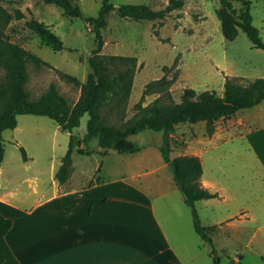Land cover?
Here are the masks:
<instances>
[{"label": "rangeland", "instance_id": "1", "mask_svg": "<svg viewBox=\"0 0 264 264\" xmlns=\"http://www.w3.org/2000/svg\"><path fill=\"white\" fill-rule=\"evenodd\" d=\"M74 1L85 16H98L102 0ZM249 1L253 24L264 41V2ZM110 2L116 9L123 4H147L161 9L168 0ZM0 5L10 13L20 9L26 15L22 20L13 19L5 28L6 35L48 63L28 62L26 89L30 98L39 99L55 84L70 105L76 103L80 86L67 81L65 75L86 83L90 72L87 59L96 47L92 28L83 18L66 16L60 7L43 0H0ZM219 5L220 0H185L183 8L155 21L123 19L116 9L108 14L102 30L101 54L138 59L131 94L125 104L107 114L108 123L123 126L137 114L138 103L146 106L160 96L170 102L166 93L143 95L150 81L173 79L170 97L180 103L189 88L196 91L190 100L205 94L222 95L227 76L237 77L242 84L264 78V50L254 47L242 30L234 40H227L216 15ZM240 5L235 4L237 8ZM31 18L50 26L63 41L64 50L54 51L29 30L25 20ZM17 120L15 129L3 132L2 186L4 190L17 186V197L28 192L29 185L52 192V186L58 184L56 173L69 149L71 134L79 140L84 138L89 115L81 118L80 126L72 133L63 131L46 116L24 114L18 115ZM130 139L142 146L139 153L112 152L103 156L98 152V139L91 140L87 145L92 151L90 156L74 152L75 170L87 172L91 180H97L103 172L106 179L119 181L120 186L143 187L148 192L157 186L168 190L162 199L155 197V206L176 246L173 264H214L212 247L196 233L192 208L174 185L171 168L158 169L163 164L159 150L162 133L146 130ZM171 143L173 158L189 156L190 149L207 148L203 153L206 176L216 183L219 196L198 200L195 206L202 223L211 227L209 234L221 264H264V101L229 119L218 120L212 134L207 133L205 122L180 124ZM20 146L26 150L28 161L24 160ZM25 177L29 181L23 183Z\"/></svg>", "mask_w": 264, "mask_h": 264}, {"label": "trees", "instance_id": "2", "mask_svg": "<svg viewBox=\"0 0 264 264\" xmlns=\"http://www.w3.org/2000/svg\"><path fill=\"white\" fill-rule=\"evenodd\" d=\"M43 1L60 7L66 16L83 18L92 28L96 47L87 59L90 72L86 83L83 84L75 77L65 75L67 81L80 86L81 89L80 97L73 105H70L58 92L55 84H51L39 99L32 100L26 89L27 64L30 61L44 65L48 63L6 35V26L13 19H25L26 15L20 9L10 13L0 5V167L5 155L3 132L17 127L18 115L49 117L63 131L70 133L80 126L81 118L85 114L89 115L84 138L79 140L71 134L69 149L56 173L59 183L66 182L72 174L73 154L81 144L87 147L91 140L97 138L99 147L103 150L102 155H107L109 151L134 154L141 151L142 146L131 140V136L146 130L162 133L160 151L164 161L172 170L174 181L182 192L185 203L192 208L194 229L202 240L212 247L214 264H221L209 234L211 227L202 223L195 206L198 200L216 198L219 194L201 185L203 169L199 157L188 155L172 157V135L180 124L199 122H205L207 133L212 134L218 120L229 119L243 109L259 105L264 101V78L242 84L237 77L227 76L222 95L205 94L196 100H190L188 98L194 96L196 91L189 88L185 89L180 103L173 102L170 97L169 88L173 79L167 82L165 79L150 81L145 85L143 95L166 93L170 102L163 101L160 96L146 106L138 103L137 114L133 119L125 122L121 127L110 124L106 121V116L127 102L138 64V59L134 56L105 57L101 54L104 46L102 30L107 25L108 14L116 9L115 6L110 0H102L98 16L89 17L84 15L81 7L74 0ZM236 3L241 4L239 8L235 6ZM184 4L185 0H168L167 5L161 9H154L147 4H123L116 10L123 19L137 22L155 21L166 18L172 12L183 8ZM216 15L227 40H234L242 30L254 47L264 50L260 31L253 24L249 0H220ZM25 25L54 51L64 50L61 38L43 21L37 18L26 19ZM20 150L24 160L27 161L26 150L22 146ZM77 151L87 155L92 154V151L81 148ZM12 224L11 218L0 214V264H21L6 241V235Z\"/></svg>", "mask_w": 264, "mask_h": 264}, {"label": "crops", "instance_id": "3", "mask_svg": "<svg viewBox=\"0 0 264 264\" xmlns=\"http://www.w3.org/2000/svg\"><path fill=\"white\" fill-rule=\"evenodd\" d=\"M78 148L89 150L83 144ZM205 150L190 149L189 156L201 160V185L216 192V183L206 176ZM102 151L99 147L98 152ZM3 162L0 214L13 220L6 241L21 264H173L176 246L155 206V197L162 199L168 193L165 188L157 186L148 192L143 187L120 186L103 172L99 180H91L87 172L75 170L73 158L72 174L64 183L56 179L52 192L29 185L28 192L17 197V186L13 190L2 186ZM167 167L163 159L158 169ZM28 181L27 177L22 180ZM173 182L177 187L174 177Z\"/></svg>", "mask_w": 264, "mask_h": 264}]
</instances>
